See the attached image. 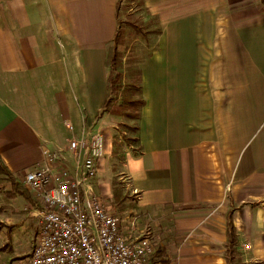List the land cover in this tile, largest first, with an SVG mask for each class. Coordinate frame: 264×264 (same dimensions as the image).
I'll list each match as a JSON object with an SVG mask.
<instances>
[{
    "label": "crops",
    "instance_id": "1",
    "mask_svg": "<svg viewBox=\"0 0 264 264\" xmlns=\"http://www.w3.org/2000/svg\"><path fill=\"white\" fill-rule=\"evenodd\" d=\"M117 2L0 0V156L21 181L44 165V149L74 170L68 147L84 126L118 133L120 118L98 117ZM144 2L162 33L142 65V151L123 153L126 186L139 201L125 232L151 239L156 264H226L233 211L244 264H264V7ZM95 185L109 201L111 178L108 188ZM37 209L0 216V264L31 255Z\"/></svg>",
    "mask_w": 264,
    "mask_h": 264
},
{
    "label": "built area",
    "instance_id": "2",
    "mask_svg": "<svg viewBox=\"0 0 264 264\" xmlns=\"http://www.w3.org/2000/svg\"><path fill=\"white\" fill-rule=\"evenodd\" d=\"M68 152L74 170L61 165L67 161L61 152L44 149V165L24 176L40 204L37 243L31 255L12 264H146L154 252L151 239L128 236L124 218L95 185L98 162L106 156L101 129L84 126Z\"/></svg>",
    "mask_w": 264,
    "mask_h": 264
},
{
    "label": "trees",
    "instance_id": "3",
    "mask_svg": "<svg viewBox=\"0 0 264 264\" xmlns=\"http://www.w3.org/2000/svg\"><path fill=\"white\" fill-rule=\"evenodd\" d=\"M260 4L264 7V0H260ZM147 15L144 0L117 2V30L106 58L107 98L98 116L111 115L121 119L118 131L122 134V141L127 147H132L136 155L142 151L139 122L146 106L142 65L158 49V38L162 33L159 20L156 17L147 18ZM123 153L122 146L115 144L111 157L116 162L111 167L109 199L114 213L121 218L139 208L137 196L131 194L122 180L125 163ZM35 208H39V205L31 190L9 170L0 156V216L26 214ZM5 227L7 224L0 220V232ZM226 230L223 253L226 264H244L233 211L228 214ZM157 255H151L146 264H156Z\"/></svg>",
    "mask_w": 264,
    "mask_h": 264
},
{
    "label": "rangeland",
    "instance_id": "4",
    "mask_svg": "<svg viewBox=\"0 0 264 264\" xmlns=\"http://www.w3.org/2000/svg\"><path fill=\"white\" fill-rule=\"evenodd\" d=\"M121 136H122V134L119 133V131H118V133L114 132L113 137L110 134L105 135L106 147H107L106 149L108 152H112V149L114 148L115 144H119L120 146H122L123 150L127 147L124 144V142L122 141ZM107 158H108V156H107ZM115 162H116V160L113 159L112 157H110V159L108 161H105L103 168L98 175V178H97L98 184H100L103 188H108V186L110 184V178L112 176L111 167ZM122 180L125 182V176L124 175H122ZM109 193H110V191H108V194ZM102 194L105 195L104 193H102ZM108 194H106V195H108ZM103 197H105V196H103Z\"/></svg>",
    "mask_w": 264,
    "mask_h": 264
}]
</instances>
